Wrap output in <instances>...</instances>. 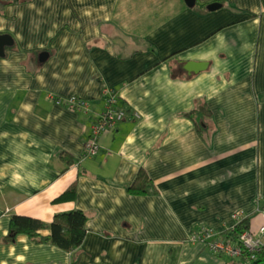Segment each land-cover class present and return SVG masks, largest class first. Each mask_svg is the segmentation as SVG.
I'll return each instance as SVG.
<instances>
[{
	"label": "crops",
	"instance_id": "crops-1",
	"mask_svg": "<svg viewBox=\"0 0 264 264\" xmlns=\"http://www.w3.org/2000/svg\"><path fill=\"white\" fill-rule=\"evenodd\" d=\"M1 3L0 264H232L196 234L264 226V0ZM113 93L129 117L86 157ZM202 104L203 135L188 115ZM142 168L157 194L128 190ZM74 209L88 216L78 250L4 241L12 213Z\"/></svg>",
	"mask_w": 264,
	"mask_h": 264
},
{
	"label": "trees",
	"instance_id": "trees-1",
	"mask_svg": "<svg viewBox=\"0 0 264 264\" xmlns=\"http://www.w3.org/2000/svg\"><path fill=\"white\" fill-rule=\"evenodd\" d=\"M21 1V0H14ZM4 4H0V10ZM188 115L196 123L200 134H204L203 122L201 120L208 119L212 113L206 104L190 111ZM205 122V120H204ZM72 162L71 160H68ZM128 190L132 194H157L158 189L155 182L149 176L147 171L140 169L137 178L128 186ZM76 195V183H72L59 197L57 201L74 200ZM88 216L85 211L74 209L69 212L56 213L49 222L40 218L12 213L10 216V228L5 242H14L19 234L27 235L36 244H51L58 246L68 252L78 250L86 237V223ZM250 217L240 219L235 227L226 229L223 232H216L211 237V241L220 237L224 240H235L239 238V234L244 230H249ZM203 228H201L202 230ZM201 230L199 232H201ZM252 264H264V250L260 253L257 260Z\"/></svg>",
	"mask_w": 264,
	"mask_h": 264
},
{
	"label": "built area",
	"instance_id": "built-area-1",
	"mask_svg": "<svg viewBox=\"0 0 264 264\" xmlns=\"http://www.w3.org/2000/svg\"><path fill=\"white\" fill-rule=\"evenodd\" d=\"M115 100V94L113 93L110 98V103L112 104L95 119L91 135L84 145V154L86 157H93L100 151L101 145L99 143V137L104 132L115 128L119 123L129 117L126 110L113 107ZM67 104L74 110L88 109V100L77 96L70 98ZM214 233L213 228L205 227L199 234H196V239L206 242L212 251L227 254L243 264H252L264 250V226L258 233H254L251 230H244L239 234L237 241L231 239L224 240L220 237L211 241Z\"/></svg>",
	"mask_w": 264,
	"mask_h": 264
},
{
	"label": "water",
	"instance_id": "water-1",
	"mask_svg": "<svg viewBox=\"0 0 264 264\" xmlns=\"http://www.w3.org/2000/svg\"><path fill=\"white\" fill-rule=\"evenodd\" d=\"M187 4L189 6H194L196 3V0H186ZM221 4L214 2L209 4L208 9L209 10H214L216 8H219ZM14 43V40L12 38V36H10L9 34H0V56H6L7 52H6V48L9 46H12ZM49 57V53L48 52H42L40 55V61H45L47 58ZM188 67L191 71H200L203 68V64H197V63H189ZM232 264H243L241 262L235 261Z\"/></svg>",
	"mask_w": 264,
	"mask_h": 264
},
{
	"label": "bare ground",
	"instance_id": "bare-ground-1",
	"mask_svg": "<svg viewBox=\"0 0 264 264\" xmlns=\"http://www.w3.org/2000/svg\"><path fill=\"white\" fill-rule=\"evenodd\" d=\"M236 260L234 259V262H235Z\"/></svg>",
	"mask_w": 264,
	"mask_h": 264
}]
</instances>
